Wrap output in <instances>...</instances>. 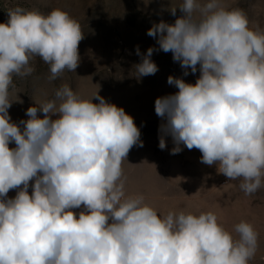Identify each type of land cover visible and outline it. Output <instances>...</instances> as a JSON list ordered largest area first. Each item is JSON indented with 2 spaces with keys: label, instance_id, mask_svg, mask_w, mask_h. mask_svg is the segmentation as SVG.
Masks as SVG:
<instances>
[{
  "label": "clouds",
  "instance_id": "clouds-1",
  "mask_svg": "<svg viewBox=\"0 0 264 264\" xmlns=\"http://www.w3.org/2000/svg\"><path fill=\"white\" fill-rule=\"evenodd\" d=\"M178 8L174 24L160 21L147 35L184 76L197 66L200 75L195 84L167 78L178 91L155 100L164 121L158 146L164 150L170 135L171 154L181 144L198 149L202 163L252 195L264 187V30L224 0H183ZM8 17L0 23V264H249L259 239L251 223L236 224V238L213 211L161 217L143 195H126L122 163L143 147L141 132L99 92L85 100L63 84L55 99L27 109L29 119L11 121L13 78L31 76L37 57L50 81L75 72L84 33L61 9L45 15L16 6ZM156 50L134 66L138 78L159 70Z\"/></svg>",
  "mask_w": 264,
  "mask_h": 264
},
{
  "label": "rangeland",
  "instance_id": "rangeland-1",
  "mask_svg": "<svg viewBox=\"0 0 264 264\" xmlns=\"http://www.w3.org/2000/svg\"><path fill=\"white\" fill-rule=\"evenodd\" d=\"M182 3L183 0H0V23L8 20V10L16 6L37 9L45 15L61 9L80 23L84 33L75 72L65 70L50 81L49 65L37 57L31 76L13 78L9 89L13 102L8 113L17 124L29 119L27 109L55 99V90L63 84L85 100L99 92L106 101L131 115L141 132L143 147L133 146L122 163L126 195H143L145 203L161 217L169 211L197 215L213 211L218 215V223L236 238L234 226L247 221L259 233L258 249L249 264H264V187L245 195L239 179L219 174L216 164L202 163L198 149L189 150L181 144L182 151L171 154L175 145L170 135L165 136L164 150L158 146L159 128L164 121L155 113V100L178 91L167 83V78L171 75L195 84L200 72L197 66L195 74L188 69L189 75L184 76L185 70L173 60L172 53L159 50L156 38L147 32L160 21L174 24L183 15L178 8ZM224 3L229 9H242L251 28L264 30V0H224ZM171 8H177L175 16ZM137 47L141 55H137ZM149 47L157 49L151 59L159 70L155 75L138 78L134 66L141 62ZM38 116L43 118V113L38 111ZM9 147L16 145L12 142Z\"/></svg>",
  "mask_w": 264,
  "mask_h": 264
},
{
  "label": "crops",
  "instance_id": "crops-1",
  "mask_svg": "<svg viewBox=\"0 0 264 264\" xmlns=\"http://www.w3.org/2000/svg\"><path fill=\"white\" fill-rule=\"evenodd\" d=\"M31 191H32V189H31V186H30V187H29V194H31ZM16 193H17V190H10L9 193H8V198H14L15 195H16ZM82 210H83V207H81L80 209H73V211L76 212L77 215H78L79 212L82 211Z\"/></svg>",
  "mask_w": 264,
  "mask_h": 264
}]
</instances>
